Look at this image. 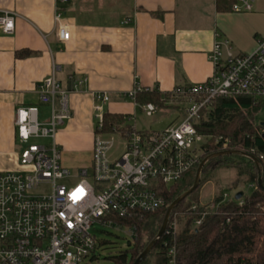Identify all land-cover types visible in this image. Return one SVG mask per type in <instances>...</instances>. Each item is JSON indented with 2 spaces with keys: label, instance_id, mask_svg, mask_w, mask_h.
<instances>
[{
  "label": "built area",
  "instance_id": "obj_1",
  "mask_svg": "<svg viewBox=\"0 0 264 264\" xmlns=\"http://www.w3.org/2000/svg\"><path fill=\"white\" fill-rule=\"evenodd\" d=\"M253 4L254 0H237L231 9L248 12L253 10ZM17 16L15 11H0L4 33L14 32ZM62 18L63 12L58 9V34L67 41L71 33L61 23ZM209 59L214 71L208 79L170 92L166 103L181 107L184 117L161 130H139L132 124L127 135L106 131V105L111 97L107 91L94 92L91 162L76 173L63 166L57 135L59 126L72 117L70 94L87 79H77L72 90L66 89L57 79L58 67L54 65L36 89L40 102L49 107L48 117L40 118L37 105L16 109V135L21 146L17 168L0 172V264H94L99 259V241L92 233L96 222L121 228L115 220L117 216L125 217L135 211L153 213L162 208L165 198L160 188L176 183L196 167L212 137L199 133L195 126L201 119V110L212 107L220 98L246 96L254 103L264 101V37L253 52L236 53L230 40L217 32ZM140 90L136 87L122 96L136 101ZM140 107L148 117L160 108L152 102ZM256 132L264 137V122L258 123ZM113 134H119L124 143L123 151L114 158L110 156L116 143ZM38 139L47 142L34 141ZM231 141L222 135L215 138L223 149H228ZM255 150L251 148V152ZM259 157L264 158L262 154ZM42 185H47L49 191L38 192ZM247 188L253 191L257 185L249 184ZM237 192H225L220 201L213 197L194 204L193 209L201 208V218L194 226L201 225L207 215L235 198ZM236 200L240 205L244 203L242 197ZM178 230L174 215L164 233L167 264L178 263Z\"/></svg>",
  "mask_w": 264,
  "mask_h": 264
},
{
  "label": "crops",
  "instance_id": "obj_2",
  "mask_svg": "<svg viewBox=\"0 0 264 264\" xmlns=\"http://www.w3.org/2000/svg\"><path fill=\"white\" fill-rule=\"evenodd\" d=\"M58 9L71 33L67 41L58 34ZM1 10L18 16L14 32L0 28V172L17 168L16 109L37 105L40 118L48 117L36 89L54 65L66 89L87 79L70 94L72 117L57 135L62 164L69 168L70 162H91L94 92H109L106 110L133 119L141 104L123 94L136 87L171 92L213 74L215 33L229 39L236 53L253 52L264 37V0H254L248 12L221 10L218 0H0ZM22 49L32 54L19 57ZM69 150L78 155L73 161Z\"/></svg>",
  "mask_w": 264,
  "mask_h": 264
},
{
  "label": "trees",
  "instance_id": "obj_3",
  "mask_svg": "<svg viewBox=\"0 0 264 264\" xmlns=\"http://www.w3.org/2000/svg\"><path fill=\"white\" fill-rule=\"evenodd\" d=\"M236 1L218 0L219 8L230 10ZM31 54L29 49L17 52L19 57ZM169 98L170 92L162 93L153 89L140 90L136 100L139 104L152 102L160 108H177V105L166 103ZM263 106V100L254 103L250 97L239 96L217 99L212 107L201 110V119L195 126L199 133L212 137L206 143L201 157V161L208 159L202 168L199 186L175 206L170 216L172 218L176 215L179 223L177 264H264V189L258 184V167L250 157L243 154H218L237 150L256 156L261 162L264 186V158L259 157V154L264 156V137L256 132L257 113ZM131 121L132 117L128 114L106 111L105 130L127 135L134 124ZM220 135L232 139L228 149L215 143V138ZM251 148L256 150L251 152ZM201 161L170 187L160 188L165 205L156 212L135 211L125 217H115L121 228L128 227L132 230L134 238L128 249L112 257L114 264H134L159 232L168 207L194 184ZM222 169L235 170V177L228 187L237 189L255 184L257 188L250 194H243L242 205L236 197L231 198L207 215L202 224L196 227L194 222L201 218V208L192 207L199 203V190L204 183L214 180L217 172ZM225 192L229 191L218 185L216 201H220ZM165 240L166 235H163L141 264H167Z\"/></svg>",
  "mask_w": 264,
  "mask_h": 264
},
{
  "label": "rangeland",
  "instance_id": "obj_4",
  "mask_svg": "<svg viewBox=\"0 0 264 264\" xmlns=\"http://www.w3.org/2000/svg\"><path fill=\"white\" fill-rule=\"evenodd\" d=\"M48 111L49 107L45 110V113H48ZM183 117L184 115L182 111L178 108H162L151 117H148L145 112L139 109L137 115L134 116V118L132 119V122L135 123L137 129L161 130L168 126V124L170 125L178 119L179 121L182 120ZM257 122H264V106L257 113ZM66 123L67 121L64 123V125H66ZM64 125L59 126L58 130L61 129ZM113 137L116 139V143L113 149L110 151V156L114 158L123 151L124 143L119 134H113ZM34 141L37 143H45L47 142V139H38ZM76 155L77 154L74 153V151L69 150L70 161H73ZM73 164L74 163L70 162L69 168L76 173L80 168L88 167L90 163H87L84 166L77 165L76 163L74 165ZM234 177V169L219 170L214 180L204 183L203 186L200 188L198 199L199 202H207L213 197H215L218 191V185L224 187L225 191H229L232 194H235L237 191L240 190H244L246 192L252 191L248 190L247 186L238 187L237 189L228 187ZM170 186L171 185H169V187ZM47 191H49V187L47 185H42L38 190V192ZM92 233L99 241L97 249V255L99 256V259L96 260L94 264H114L112 257L128 249L130 247V243H133L134 238L132 235V231L128 227H112L105 224H101L99 222H96L93 225Z\"/></svg>",
  "mask_w": 264,
  "mask_h": 264
},
{
  "label": "water",
  "instance_id": "obj_5",
  "mask_svg": "<svg viewBox=\"0 0 264 264\" xmlns=\"http://www.w3.org/2000/svg\"><path fill=\"white\" fill-rule=\"evenodd\" d=\"M243 154V155H246L248 157H250L257 165L258 167V170H259V179H258V184H259V187L261 189H264V186L262 184V166H261V162L260 160L252 155V154H249V153H242L240 151H237V150H227V151H223L221 153H218V154ZM208 158H205L204 160L201 161V163L199 164L198 166V169H197V173H196V178H195V181H194V184L192 185V187L187 190L185 193H183L180 197H178L167 209L166 211V214H165V217H164V220H163V223L161 225V228L159 230V232L157 233L156 237L149 243V245L142 251V253L137 257V259L135 260L134 264H141L142 261H144V259L147 257V255L150 253V251L154 248V246L158 243L159 239H161L165 233V230L168 226V222H169V219H170V216H171V213L173 211V209L175 208V206L181 201L183 200L184 198L188 197L190 194H192L196 189L197 187L199 186L200 184V175H201V171H202V168L205 164V162L207 161ZM244 192L243 191H239L237 192L236 194V199H240L242 196H243Z\"/></svg>",
  "mask_w": 264,
  "mask_h": 264
}]
</instances>
